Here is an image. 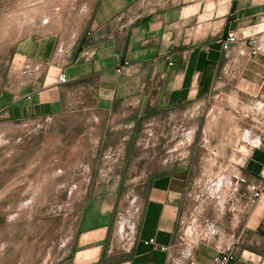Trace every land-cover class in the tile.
Masks as SVG:
<instances>
[{
  "label": "crops",
  "instance_id": "0c3cea01",
  "mask_svg": "<svg viewBox=\"0 0 264 264\" xmlns=\"http://www.w3.org/2000/svg\"><path fill=\"white\" fill-rule=\"evenodd\" d=\"M146 1L96 0L84 23L67 36L18 37L0 83V114L10 121L59 117L66 114L67 91L85 85V97L71 110L98 115L111 127L110 137L101 133L106 146L128 139L115 129L170 112L174 120L194 125L199 138L236 141L245 148L234 149L236 155L264 157L263 120L253 124L247 118L249 98L264 94V0ZM230 35L237 42L224 48ZM61 73L64 84L58 82ZM257 163L260 181L263 163ZM189 170L179 162L150 178L135 241L114 250L119 187L94 182L73 247L54 264H166L170 257L179 264H211L230 245L237 264H264V193L245 200V215L233 230L194 232L186 255L145 244L150 238L174 243L191 196ZM245 192L250 195L246 187Z\"/></svg>",
  "mask_w": 264,
  "mask_h": 264
},
{
  "label": "rangeland",
  "instance_id": "374dc122",
  "mask_svg": "<svg viewBox=\"0 0 264 264\" xmlns=\"http://www.w3.org/2000/svg\"><path fill=\"white\" fill-rule=\"evenodd\" d=\"M95 2L0 0V83L6 80V61L18 37L49 32L67 36L84 23ZM249 99L247 118L253 124L263 120L264 132V94ZM152 116L115 129L128 135L126 141L115 142L124 143L125 156L114 164L107 160L104 167L107 146L101 133L110 137L113 131L98 115L70 109L59 117L10 121L0 114V264H54L67 255L85 199L94 182L103 179L119 187L118 212L130 222L150 178L179 162L190 168L191 196L181 217L185 232L233 230L245 213V200L252 198L245 187L259 183L257 161L264 163V157L236 155L234 149L245 152L236 141L199 138L190 122L185 132L176 131L175 121L164 125L160 120L151 128L147 124Z\"/></svg>",
  "mask_w": 264,
  "mask_h": 264
},
{
  "label": "built area",
  "instance_id": "2783aa9c",
  "mask_svg": "<svg viewBox=\"0 0 264 264\" xmlns=\"http://www.w3.org/2000/svg\"><path fill=\"white\" fill-rule=\"evenodd\" d=\"M88 17V16H87ZM237 42L235 35H230L226 38V40L223 43L224 48H229L233 44ZM250 43L255 44L256 39L252 38L250 39ZM58 82L60 84L66 83V75L64 73L59 74L58 76ZM88 91L87 86L85 85H77L72 89H69L65 95V108L66 112L70 109L75 108V106L78 105L79 102L83 100L85 97L86 92ZM48 119V118H45ZM148 126L154 127L158 126V124H169L173 121H175L174 127L177 126L176 131L185 132L186 127H188V121L184 118L178 119L180 121L179 123H176L177 120H174L172 114L170 112L154 115L150 119H148ZM161 120V122H159ZM159 122V123H158ZM125 156V145L124 143L120 142L112 146H107L103 150V157L105 158L104 163H102V166H106V161L109 160L111 164L116 163L120 159H123ZM246 190L250 193L253 199L258 198L261 194L264 193V163L260 165V181L258 184H249L246 186ZM144 201L141 202L140 208L138 209V212H136V216H131L128 222L127 220H123V214L121 212H118L120 209V206L122 204V200L119 201L116 213H115V225H114V231L112 234V249L117 248H129L135 241V234L138 227V223L140 220L142 207H143ZM184 221H181V226L178 229V231L175 234V240L174 243L171 246H164L159 245L155 242L154 238H150L147 241H145L146 245H151L154 248H157L161 251L170 252L173 250H179L181 252V255L188 254V251L190 250L194 240L191 239L192 236L188 235L185 232V229H183ZM240 237H236V241ZM230 246H223L221 247L217 253L212 258L211 264H237V258L234 248ZM166 264H179L176 262L173 257H170L168 262Z\"/></svg>",
  "mask_w": 264,
  "mask_h": 264
},
{
  "label": "bare ground",
  "instance_id": "6f19581e",
  "mask_svg": "<svg viewBox=\"0 0 264 264\" xmlns=\"http://www.w3.org/2000/svg\"><path fill=\"white\" fill-rule=\"evenodd\" d=\"M46 8H48V6L46 7ZM14 125V124H13ZM12 128V127H11ZM25 207V206H24Z\"/></svg>",
  "mask_w": 264,
  "mask_h": 264
}]
</instances>
